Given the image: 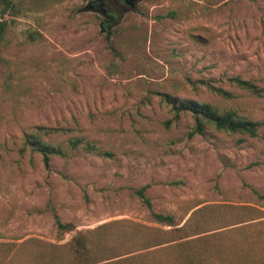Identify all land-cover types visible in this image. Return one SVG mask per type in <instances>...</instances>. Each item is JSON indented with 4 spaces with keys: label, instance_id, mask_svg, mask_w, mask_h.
<instances>
[{
    "label": "rangeland",
    "instance_id": "1",
    "mask_svg": "<svg viewBox=\"0 0 264 264\" xmlns=\"http://www.w3.org/2000/svg\"><path fill=\"white\" fill-rule=\"evenodd\" d=\"M93 1L105 5L86 10ZM18 3L21 13L4 17L10 27L0 65V264H71L74 234L58 230L56 215L83 233L106 226L96 235L100 259L134 250L152 236L144 226L161 227L132 193L147 184L155 209L183 223L209 205L264 210L255 194H264V128L254 138L211 128L189 139L193 119L166 127L172 115L155 95L263 120L264 97L225 80L264 87V0ZM198 80H213L233 98L190 83ZM34 126L68 128L54 139L67 158L47 169L39 154L21 155ZM70 137L84 142L70 151Z\"/></svg>",
    "mask_w": 264,
    "mask_h": 264
},
{
    "label": "trees",
    "instance_id": "2",
    "mask_svg": "<svg viewBox=\"0 0 264 264\" xmlns=\"http://www.w3.org/2000/svg\"><path fill=\"white\" fill-rule=\"evenodd\" d=\"M112 8V7H111ZM21 7L18 0H0V65L4 63L3 46L7 41L10 24L4 20L7 15L18 16ZM174 17V13L158 15L162 21ZM111 18L115 19V16ZM38 33H30L32 39ZM229 85L246 91L253 97H264V87L253 80L234 76L225 80ZM193 85L201 84L210 92L225 99L233 94L214 84L213 80L190 81ZM160 102L169 108L172 115L164 122L166 127L178 123L183 116H190L193 124L189 127L188 138L204 136L208 129L229 135H247L257 137L264 128L263 120H254L243 116L234 108H220L214 104L197 101L160 91L156 94ZM68 128L34 126L26 130L19 152L39 154L47 169L54 158H67V153L54 139L60 134L69 132ZM84 142L83 138L70 137L67 140L70 151H75ZM89 151L96 147L86 144ZM103 157L111 154L101 152ZM172 184H177L173 182ZM150 185L133 189V195L147 208L154 222L161 227L144 226L151 237L139 242L134 250L128 249L121 254L110 255L105 259L98 258L100 252L95 246L102 238H96L106 228L101 226L83 233L72 223H64L56 215L55 224L61 233H73L71 242L66 246L72 253L71 264H264V235L247 234L250 230L264 228V210L252 206H235L228 204L209 205L194 210L183 223L171 213L157 211L148 195ZM258 199L264 202V194L255 191ZM141 227V226H139ZM238 237V232H243ZM106 237V236H105ZM121 236L117 237L119 243ZM105 240V239H104ZM118 246L111 248L116 250ZM108 253V252H107Z\"/></svg>",
    "mask_w": 264,
    "mask_h": 264
},
{
    "label": "flooded vegetation",
    "instance_id": "3",
    "mask_svg": "<svg viewBox=\"0 0 264 264\" xmlns=\"http://www.w3.org/2000/svg\"><path fill=\"white\" fill-rule=\"evenodd\" d=\"M108 1H111V0H108ZM112 1L114 2L113 4H115V6L122 5V4H124V2H125L126 5L132 6V1L131 0H112ZM104 5H105V3L103 1L96 2L94 4L93 10H97V8H100L101 6H104ZM104 14H106V13H104ZM112 22L113 21H109L107 19L104 23H102L103 29L107 28L108 26H110Z\"/></svg>",
    "mask_w": 264,
    "mask_h": 264
},
{
    "label": "water",
    "instance_id": "4",
    "mask_svg": "<svg viewBox=\"0 0 264 264\" xmlns=\"http://www.w3.org/2000/svg\"><path fill=\"white\" fill-rule=\"evenodd\" d=\"M132 1V5L134 4L135 1L137 0H131ZM98 2V1H93L91 3H89V5L86 7V10H92L94 8V4Z\"/></svg>",
    "mask_w": 264,
    "mask_h": 264
}]
</instances>
